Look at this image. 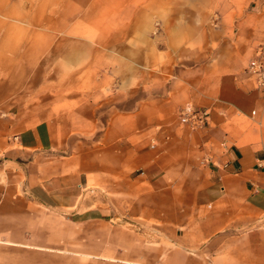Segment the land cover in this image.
<instances>
[{
    "label": "crops",
    "instance_id": "0c3cea01",
    "mask_svg": "<svg viewBox=\"0 0 264 264\" xmlns=\"http://www.w3.org/2000/svg\"><path fill=\"white\" fill-rule=\"evenodd\" d=\"M197 2L191 32L163 30L127 76L125 108L71 145L68 85L31 76L35 32L18 22L32 15L0 1V248L17 245L0 264H264V89L246 70L264 0ZM187 103L207 126L180 122Z\"/></svg>",
    "mask_w": 264,
    "mask_h": 264
},
{
    "label": "rangeland",
    "instance_id": "374dc122",
    "mask_svg": "<svg viewBox=\"0 0 264 264\" xmlns=\"http://www.w3.org/2000/svg\"><path fill=\"white\" fill-rule=\"evenodd\" d=\"M20 1L32 16L18 25L35 32L22 38L23 45H31L38 53L31 76L42 81V88L51 80L65 89L68 85L71 145H76L79 138L87 144L93 141L94 127L107 121L111 103H116L117 109L125 108L121 88L127 76L147 70V59L158 45L164 47L159 34L163 30L171 37L175 30L189 34L191 23L196 24L204 10L197 0ZM96 81H101V88ZM95 91L102 96L95 99ZM51 102L17 101L23 111H28L32 103L45 107ZM79 127L86 130L85 136H79ZM92 231L87 226V239H93ZM0 250H17V245L8 244Z\"/></svg>",
    "mask_w": 264,
    "mask_h": 264
},
{
    "label": "built area",
    "instance_id": "2783aa9c",
    "mask_svg": "<svg viewBox=\"0 0 264 264\" xmlns=\"http://www.w3.org/2000/svg\"><path fill=\"white\" fill-rule=\"evenodd\" d=\"M246 70L254 75L258 88L264 89V55L262 52L249 61ZM178 116L181 123L200 128L208 125L210 112L208 108L187 103L180 107Z\"/></svg>",
    "mask_w": 264,
    "mask_h": 264
}]
</instances>
